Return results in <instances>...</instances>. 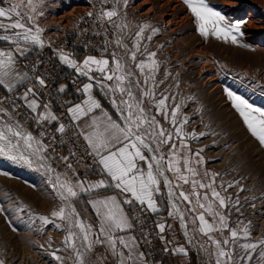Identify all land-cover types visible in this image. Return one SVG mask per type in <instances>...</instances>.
<instances>
[{
  "label": "rangeland",
  "instance_id": "1",
  "mask_svg": "<svg viewBox=\"0 0 264 264\" xmlns=\"http://www.w3.org/2000/svg\"><path fill=\"white\" fill-rule=\"evenodd\" d=\"M13 2L20 3V0ZM36 2L37 12L42 15L36 16L35 24L44 30L41 34L43 47L23 40L17 45L13 39H0V50L11 51L15 56L12 80L16 81V75H22L23 71L28 74V78L12 91L0 85V108L5 110L0 112V121L10 125L19 122L23 132L35 138L34 147L36 141H40L42 148L36 154L32 149H23L32 156L31 167L0 156V206L4 208L0 211V259L5 264H60L51 255L56 252L63 258V264H76L73 251L64 243L67 222L51 216L52 211H58L63 204L50 181L54 182L59 175L61 180L68 179L75 185L77 180L81 181L79 165L94 175L101 171L95 155L92 154L96 157L94 163H88L91 148L68 111L69 102L79 96L84 82L89 81L104 90L115 115L123 122L120 110L125 105L120 101L128 100V96L119 90L111 91L115 79H104L105 74L96 71L95 65L88 75H82L60 59L63 53L81 67L88 56L106 58L110 61L108 74L115 69V59H121L126 70L132 73L123 85L130 87L134 99L142 103L146 113L155 116L166 132L172 134L170 143L158 149L165 162L171 159L181 170L180 173L174 170L164 173L172 183L171 194L169 185L160 177L162 191L167 193L163 208L166 228L168 232L171 230L165 242L162 244L159 240L157 220L144 205L130 198L137 203L133 206L134 214L131 204H125L131 232L148 264H216L213 241L223 242L230 233L218 230L219 221L208 211L209 203L214 211L227 217L230 228L238 230L240 238L234 248V258L244 254L240 244L257 243L247 264H264L258 259L264 251V245L258 243L264 239V145L248 129L226 92L230 89L254 106L264 108V0H208L210 6L225 15L228 23L243 22V35H237V43H232L231 36L223 39L202 35L184 0H127V4L124 0ZM0 7L9 5L0 0ZM111 10L118 13L111 21L99 18L102 11ZM21 11L27 10L22 8ZM90 12L91 17L88 16ZM3 22L9 23L7 19ZM26 26L34 25L26 21ZM141 28L144 30L138 37ZM13 31L0 29V36H12ZM18 46L24 50L22 57L16 51ZM133 51L136 52L135 61L131 58ZM112 53H116L115 58ZM141 61L145 65L143 71L138 66ZM36 77L44 78L45 84L39 85ZM30 87L35 95L30 94L28 101L33 98L38 102L36 111L28 108L23 98ZM61 88L64 90L60 91ZM146 91L152 95H143ZM164 97L167 99L161 111L158 101ZM176 105L180 106L176 113L178 123L172 125L171 113ZM42 110L51 112L57 119H41ZM185 116L188 123L177 135L175 128ZM61 124L65 126L64 132L59 131ZM70 131L83 140L85 148L73 139ZM192 132L197 135H188ZM201 132L206 135L200 136ZM181 141L185 145L183 148ZM172 143L176 144L175 149L170 147ZM188 168L194 169L196 174L189 173ZM215 173L218 175L213 181ZM181 174L187 177L188 183L178 178ZM192 181L212 184V188L193 187ZM229 183L233 187L228 188ZM213 188L231 198L230 202L226 200L230 205L227 209L221 208L211 196ZM180 192L189 195L192 203L184 201ZM197 192L204 208L196 203L194 193ZM237 198L239 204L233 206ZM71 203L79 213L78 220L92 226L94 237L95 223L89 208L78 206L77 197L72 198ZM21 208L23 211L17 210ZM201 213L214 225L208 234L199 230ZM40 215L55 220L60 228L54 224L41 228ZM244 227L248 229L247 237L242 232ZM137 234L149 235L150 249L142 246ZM223 247L227 250L229 246ZM179 248H183L184 253L178 252ZM92 251L103 255V244H95ZM86 262L94 264L91 252L86 255ZM236 264H245V261Z\"/></svg>",
  "mask_w": 264,
  "mask_h": 264
},
{
  "label": "snow or ice",
  "instance_id": "2",
  "mask_svg": "<svg viewBox=\"0 0 264 264\" xmlns=\"http://www.w3.org/2000/svg\"><path fill=\"white\" fill-rule=\"evenodd\" d=\"M4 2L7 3L9 7H0V29L15 31H13L12 36L3 35L0 36V39L5 41L13 39L17 45L23 40L43 47L44 41L41 34L44 30L40 28L39 25L35 24L36 16L42 15V13L37 12L39 5L36 0H26V4L25 0H20V3L13 2V0H4ZM104 2H106V0H104ZM184 2L193 14L200 33L205 37L211 34L227 39L231 36L232 43H237V35H243L241 31V24L243 22L228 23L225 15L210 6L208 0H184ZM124 3L127 4V0H124ZM22 8H25L27 11H21ZM117 14L115 10L102 11L99 18L103 19L106 17L111 21ZM88 16L91 17L92 13H88ZM13 17H15V19H13ZM4 19H7L9 23H4ZM26 21H32L34 26H26ZM144 27H147V25ZM143 30L144 28H141L140 32L137 33L138 37L143 33ZM119 43L120 40H117V44ZM16 51L21 57L25 54L24 50L20 49L19 46ZM111 55L113 58L116 57V53H112ZM125 55H128V53H125ZM150 55L155 56V53H151ZM131 58L133 61L136 60L135 51L131 52ZM60 59L65 64L79 71L82 75H88V72L92 70L91 66L95 65L96 71L105 74L104 79L108 81L115 79L116 84L111 88L113 93L119 90L121 94H127L128 100L121 99L120 101L121 104L125 105V108L120 110L123 116V124L121 125L108 118L101 130L94 119L93 125L95 126V130L88 133L85 139L91 148V154L99 158L98 162L107 173L109 180L115 182L112 186L119 189L122 193L130 194L140 205H146L152 212H156L158 209L153 200V195L160 190L159 186L161 180L159 177H163L164 182L169 185L171 194L172 183L164 173L167 170H174L176 173L181 172L179 167L174 166L173 160L169 159L165 162V157L162 154H158V149L161 145L170 143L172 134L166 132L164 127L156 120L155 116L148 115L142 103L134 99L132 89L123 85L122 82L131 77L132 73L126 70L121 59H115V69L111 70L110 74H108L110 61L106 58L98 59L95 56H88L84 59L82 67L79 66L77 62L71 60L68 54L62 53ZM15 63L16 60L13 52L0 50V85H3L9 91H12L15 87L9 80V77L13 75ZM154 64L155 62H153V66ZM138 66L143 71L145 67L143 61H141ZM117 73H120V75H117ZM27 78V73L24 75L17 74L16 84L22 83ZM35 79L38 81L39 85L43 86L45 84L44 78L36 77ZM93 79H95V77H93ZM129 83L131 84L133 81L129 80ZM135 83H139V81H135ZM92 87L93 84L91 83L84 84L83 91L89 92ZM63 90V88L60 89V91ZM226 92L227 96L232 100L236 110H238L243 117L248 129L254 136L258 137L259 142L264 145V108L254 106L244 96L230 89L226 90ZM30 94L35 95L31 87L23 94V98L27 103V107L36 111L38 108L37 101L34 99L28 101V96ZM143 95L149 96L152 95V93L146 91ZM166 99L167 97H164L158 101L161 111L165 107ZM113 103L115 104L116 101L113 100ZM85 105H87V110L77 104L75 107L69 108L68 111L73 114L74 119H78L79 115H86L87 112L92 111L93 108L100 107L91 96L85 101ZM45 108L47 109V105H45ZM179 110V105H176L172 110L170 121L172 125H177L178 123L176 113L179 112ZM4 111V109L0 108V112ZM41 119L56 120L57 117L51 114V112H46ZM186 123H188V117L185 116L179 122V126L175 128L177 135L182 133L183 125ZM59 131H65V126L63 124L60 125ZM188 135L195 137L197 134L192 132L188 133ZM199 135L204 136L206 133L201 132ZM34 139L31 133L23 132L19 122L10 125L0 121V156H5L12 161L24 163L31 167L33 164L32 156L23 149L26 147L27 149H32L33 154L40 153L42 151L40 141H36V146L34 147L32 143ZM154 142L155 146H153ZM170 147L175 149L177 146L172 143ZM180 147H185L183 141H181ZM144 150L153 153V155L151 157L146 156ZM196 155L199 156V152H197ZM173 156H175V152H173ZM43 159L44 157H41V160ZM63 159L66 160L67 157ZM138 161L144 162L147 168L146 173L143 168L139 166ZM197 162L199 163L200 161L198 160ZM40 166L42 168L45 167L44 164ZM68 167L71 168V165ZM188 172L193 175L196 174L195 170L192 168H188ZM216 175H218V173L213 174V181ZM178 178L188 183L186 176L181 174ZM50 183L53 189H55V195L63 204L58 211H52L51 216L67 222L68 234L65 237L64 243L73 251L76 264H87L86 255L93 250L95 244L107 245L112 254L119 258L117 264H129V262H133L134 264L136 261H139V264H144L143 253H134L136 243L134 237L126 240L123 236L117 237L114 235L117 230L132 228L128 215L125 213L121 203L117 202L116 197H110L92 203V206L96 208V215L101 218L100 227L94 237L91 231L92 226L86 225L84 222L78 220L79 213L76 212L75 207L71 203L72 198L78 197L81 192H88L92 188L108 187L109 185H106L104 181H99L94 185L85 186L84 182L79 180L73 185L68 179L61 180L59 175H57L54 182L50 181ZM235 183L238 184L239 181ZM192 184L193 187L198 185L200 188H212V184L198 183L196 181H192ZM227 187L231 188L233 184L229 183ZM75 188H78L79 192L74 190ZM240 190L243 191L244 189L241 188ZM179 195L184 201H188L189 204L192 203V200L189 199V195L184 192H180ZM194 195L197 197L196 203L199 207L204 208L205 205L199 203L200 193L197 192L194 193ZM211 196L216 198L221 208L227 209L230 206L229 203H226V200L230 202L231 198L222 196L220 192L216 191L214 188L212 189ZM204 199H208L207 193L204 194ZM133 202L132 199L127 198L123 201L124 204H132ZM238 204L239 199L237 198L233 206ZM17 210L23 211L22 208ZM238 210L237 208V211ZM0 211H4L2 206H0ZM191 211H195V209H191ZM208 211L212 213L214 218L218 219V230H228L230 233L228 237L223 239V242H221V240L213 241L216 249V264H236L237 261L241 260L245 261V264H247V261L252 259V254L257 249V243L240 244L239 247L243 250L244 254L234 258V248L240 238L238 230L236 228H230L227 217L214 211L210 203L208 204ZM38 218L42 222L41 228L48 224H54L55 227L60 228V225L56 224L55 220L50 219L48 216L40 215ZM198 219L200 222L199 230L201 232L208 234L213 231L214 225L205 219L203 213L199 215ZM164 227L163 224L159 225L161 231H163ZM74 229H78V231H74ZM242 232L245 237L249 235L247 227H244ZM77 241H79V243ZM118 243L128 250V256H125L124 252L117 247ZM258 243L264 245V239L260 240ZM223 246L229 247L225 250ZM177 251L184 253L185 250L179 248ZM51 255L56 261L63 264V258L57 255L56 252H52ZM258 259L264 262V251L260 252ZM0 264H5V261L0 259Z\"/></svg>",
  "mask_w": 264,
  "mask_h": 264
},
{
  "label": "crops",
  "instance_id": "3",
  "mask_svg": "<svg viewBox=\"0 0 264 264\" xmlns=\"http://www.w3.org/2000/svg\"><path fill=\"white\" fill-rule=\"evenodd\" d=\"M25 73H26V71H23L22 75H24ZM12 76L9 77V80L16 87L18 84H16V81L12 80L13 79ZM89 83H91V82H89V81L84 82V84H89ZM91 84H93V83H91ZM2 87L5 88L4 86H2ZM5 89H7V88H5ZM89 96H91L100 105V107L93 108L92 111L87 112L86 115H79L78 119H74L73 114L70 113L72 119L77 123L78 128H79V130H80V132L84 138L88 133L95 130V126L93 125L94 119L96 120V124L100 126L101 130L103 129V126L107 122L108 118H110L112 121L120 123L121 125L123 124V122L115 115L113 108H112V105L109 102L104 90H99V88H97L94 84H93L92 89L89 92H84L83 87H82L79 96L74 100L73 99L70 100L69 108H73V107H75V105L79 104V105H81L82 108L87 110V105H85V101H87L89 99ZM31 100H33V98H30L29 101H31ZM37 104H38V102H37ZM46 112H48V111L42 110L41 115L43 116ZM144 152H145L146 156H149V157H150V155L152 156L151 153L149 155V152L147 150H144ZM138 164H139V166H141L143 168L144 172L146 173L147 168H146V165L144 164V162L138 161ZM78 170H79L80 175H81V181L84 182L85 186L94 185L99 181H104V183L106 185H109L108 187L92 188L88 192H81L79 194V196L77 197L78 206H80L81 208L82 207H88L89 208V211L92 215L91 216L92 222L95 223L94 224L95 227L93 229L95 231L94 232V234H95V233H97V231L100 227L101 218L96 215V208H94L92 206L93 202L99 201V200H104V199L110 198V197H116L117 202L121 203L125 213L127 214V212L125 210V204L123 203V201L126 198L130 199L133 197H131L130 194L122 193L119 189H116L114 186H112V185H114L115 182H111L109 180V177H108L107 173L103 170L102 165H100L101 173L98 175H94V174L90 173V171H88L87 168H85V166H83V165H79ZM159 179L161 180L160 177H159ZM159 188H160L159 192H156L153 195V200H154L155 205H156L158 210L156 212H152L150 209H148L146 207V205H144V206L150 211V213L157 220L158 237H159V240L161 241V243L163 244L165 242L166 238L170 235L169 233L171 230H169V232H168V230L166 228L165 214L163 213V210H164L163 208L166 206L167 193L162 191V184L161 183H160ZM78 192H79V189H78ZM129 220H130V218H129ZM130 223H131V221H130ZM161 224H163L165 226L163 231H161L159 228V225H161ZM114 235L117 237L123 236L126 240L134 237L133 233L131 232V229H127V228H125L123 230H117L116 233H114ZM135 242H136V240H135ZM117 247L121 251L124 252L125 256H128V250L127 249L123 248V246L120 245L119 243L117 244ZM103 250H104L103 255L96 254L95 252L91 251V258H92L94 264H117L119 258L112 254V252L108 249L107 245H103ZM134 253H136V254L142 253L137 242L135 243ZM143 262H144V264H148V262L144 258V256H143ZM129 264H133V262H129ZM134 264H139V261L134 262Z\"/></svg>",
  "mask_w": 264,
  "mask_h": 264
},
{
  "label": "built area",
  "instance_id": "4",
  "mask_svg": "<svg viewBox=\"0 0 264 264\" xmlns=\"http://www.w3.org/2000/svg\"><path fill=\"white\" fill-rule=\"evenodd\" d=\"M68 130H69V129H68ZM70 133H72V137H73V139L79 141V144H80L83 148H85L84 145L82 144V143H84L83 140H81V139L79 138V136L75 135L72 131H70ZM88 154H89L88 163L91 161L90 163L93 164L94 161L96 160V157L93 156L92 154H90L89 150H88ZM135 204H137L135 201L131 204L132 212H133V206H134ZM136 206H137V205H136ZM133 213H134V212H133ZM134 214H135V213H134ZM138 221H139V223H141V218H140V217H138ZM138 229H144V228H143V227H139ZM137 235H138V239L140 240L142 246L145 247V248L150 249V248H151V247H150V246H151V239H150L149 235H148V234H144V235H142V234H137Z\"/></svg>",
  "mask_w": 264,
  "mask_h": 264
},
{
  "label": "bare ground",
  "instance_id": "5",
  "mask_svg": "<svg viewBox=\"0 0 264 264\" xmlns=\"http://www.w3.org/2000/svg\"><path fill=\"white\" fill-rule=\"evenodd\" d=\"M177 2V1H176ZM229 2V1H228ZM231 2V1H230ZM178 3V2H177ZM232 3V2H231ZM174 6H175V4H174ZM176 7V6H175ZM172 8H173V6H172ZM251 34V33H250ZM247 35L249 38H251L252 36L251 35ZM251 36V37H250ZM58 86V85H57Z\"/></svg>",
  "mask_w": 264,
  "mask_h": 264
}]
</instances>
